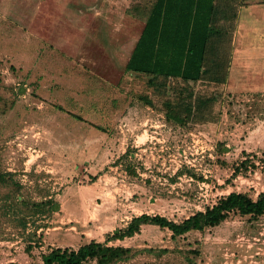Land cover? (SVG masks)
Listing matches in <instances>:
<instances>
[{
  "label": "rangeland",
  "instance_id": "rangeland-1",
  "mask_svg": "<svg viewBox=\"0 0 264 264\" xmlns=\"http://www.w3.org/2000/svg\"><path fill=\"white\" fill-rule=\"evenodd\" d=\"M48 1L0 0V264L92 240L133 248L118 264H264V214L111 239L143 214L180 221L264 190V4L237 5L211 54L221 83L126 70L153 0Z\"/></svg>",
  "mask_w": 264,
  "mask_h": 264
},
{
  "label": "trees",
  "instance_id": "trees-1",
  "mask_svg": "<svg viewBox=\"0 0 264 264\" xmlns=\"http://www.w3.org/2000/svg\"><path fill=\"white\" fill-rule=\"evenodd\" d=\"M240 1L153 0L147 4L145 25L126 64V70L156 78H181L194 82L212 76L213 81L225 82L228 68L213 61L211 54L223 42V37L234 29ZM257 3H264V0ZM224 68V74H216ZM164 104L167 120L179 124L188 120L189 108L182 113L175 107L173 100ZM247 160L235 168V173L242 168L247 169ZM7 176L12 178V174L0 172V181L8 183ZM231 212L251 217L263 215L264 190L257 199L245 193L231 192L205 210L196 211L180 221L161 215L143 214L134 217L126 228L117 230L111 239L132 237L147 224L167 228L175 237L191 231L202 232L221 224ZM134 255L131 247L110 246L92 240L78 248H51L42 255L41 264H118L128 261Z\"/></svg>",
  "mask_w": 264,
  "mask_h": 264
},
{
  "label": "crops",
  "instance_id": "crops-1",
  "mask_svg": "<svg viewBox=\"0 0 264 264\" xmlns=\"http://www.w3.org/2000/svg\"><path fill=\"white\" fill-rule=\"evenodd\" d=\"M96 2H93V4H95ZM48 4H71V3H69V1H65V0H63L62 2L60 1V0H50V1H48ZM85 4V3H84ZM87 4V3H86ZM254 4H264V3H254ZM102 8H103V6H102V4L100 5ZM261 7V6H260ZM95 13H100V12H95ZM104 19V18H103ZM144 25H145V22H143L142 23V25H141V29L138 31V34H137V36H136V38H135V40H134V44H133V47H132V49H131V53H130V56H131V54H132V51H133V49H134V47H135V44H136V42H137V40H138V38L140 37V35H141V33H142V30H143V28H144ZM115 33V32H114ZM130 56H129V58H130Z\"/></svg>",
  "mask_w": 264,
  "mask_h": 264
}]
</instances>
